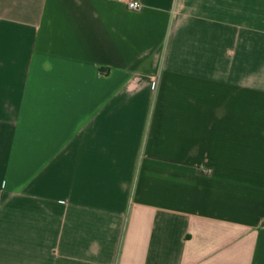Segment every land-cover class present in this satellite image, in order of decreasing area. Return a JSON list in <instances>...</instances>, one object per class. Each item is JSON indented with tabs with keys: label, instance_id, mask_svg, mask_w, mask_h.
Returning <instances> with one entry per match:
<instances>
[{
	"label": "crops",
	"instance_id": "crops-1",
	"mask_svg": "<svg viewBox=\"0 0 264 264\" xmlns=\"http://www.w3.org/2000/svg\"><path fill=\"white\" fill-rule=\"evenodd\" d=\"M0 0V264H264V0Z\"/></svg>",
	"mask_w": 264,
	"mask_h": 264
},
{
	"label": "built area",
	"instance_id": "built-area-1",
	"mask_svg": "<svg viewBox=\"0 0 264 264\" xmlns=\"http://www.w3.org/2000/svg\"><path fill=\"white\" fill-rule=\"evenodd\" d=\"M128 7L130 9H134V10H140L142 8V4L139 1L136 0H130L128 2Z\"/></svg>",
	"mask_w": 264,
	"mask_h": 264
}]
</instances>
